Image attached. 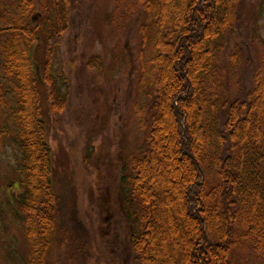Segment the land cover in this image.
Here are the masks:
<instances>
[{"label":"trees","instance_id":"trees-1","mask_svg":"<svg viewBox=\"0 0 264 264\" xmlns=\"http://www.w3.org/2000/svg\"><path fill=\"white\" fill-rule=\"evenodd\" d=\"M114 2L117 30L145 16L136 45L144 151L133 158L127 197L141 206L132 264H234V248L248 246L264 257V39L251 34L254 8L249 0ZM68 6L0 0V140L9 137L20 154L14 207L28 247L24 263L47 264L55 252L62 264H92L104 248L110 257L98 264H120L99 242L103 224L83 218L55 149L71 104L51 69ZM234 30L242 45L227 51ZM36 43L44 48L41 76ZM84 66L101 71V56Z\"/></svg>","mask_w":264,"mask_h":264},{"label":"rangeland","instance_id":"rangeland-1","mask_svg":"<svg viewBox=\"0 0 264 264\" xmlns=\"http://www.w3.org/2000/svg\"><path fill=\"white\" fill-rule=\"evenodd\" d=\"M249 3L254 8L249 20L251 34L259 42L264 39V0ZM114 8V0H69L65 36L51 69L63 90L70 92L71 104L62 113L63 142L54 147L64 175L75 187L83 218L87 223L103 224L99 242L106 244L120 264H132L130 237L139 231L141 206L137 202L131 206L127 197L133 158L144 151L137 106L142 107L145 96L138 90L136 45L145 16L135 18L131 27L117 30L118 24L110 21ZM35 15L36 20L39 6ZM241 39V33L234 30L225 40L227 51L242 45ZM43 51L36 43L33 63L37 76L42 75ZM93 55L102 58L99 72L84 66ZM39 88L46 109L45 87L40 84ZM10 140H0V264H25L26 236L14 207L16 193L22 190L21 175L15 169L20 154ZM11 182L15 184L11 186ZM106 254L104 248L97 249L92 264ZM55 255H48L47 264H62ZM232 255L234 264H264V257L251 246L235 247Z\"/></svg>","mask_w":264,"mask_h":264}]
</instances>
